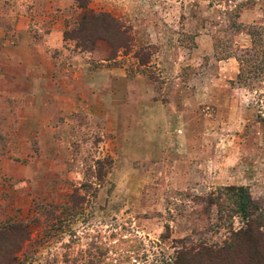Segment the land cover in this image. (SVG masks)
<instances>
[{
	"label": "rangeland",
	"instance_id": "1",
	"mask_svg": "<svg viewBox=\"0 0 264 264\" xmlns=\"http://www.w3.org/2000/svg\"><path fill=\"white\" fill-rule=\"evenodd\" d=\"M128 3L134 13L120 19L103 10L113 0H0V230L8 239L0 234V264H175L182 245L198 241L228 247L219 263L202 264H264V243L239 236L244 219L223 197L229 186H243L264 217V69L227 89L219 80L228 100L202 102L171 135L147 134L144 111L135 118L109 109L97 84L54 79L73 51H92L100 40L87 58L91 72L99 57L120 56L140 74L139 88L159 81L146 65L165 54L147 44L141 20L160 6ZM170 5L182 24L188 15L190 25L214 26L218 57H243L249 31L264 36V0ZM103 12L117 24L92 19ZM56 23L62 44L50 48L45 34ZM191 54L215 73L209 55L182 52L185 60Z\"/></svg>",
	"mask_w": 264,
	"mask_h": 264
},
{
	"label": "crops",
	"instance_id": "2",
	"mask_svg": "<svg viewBox=\"0 0 264 264\" xmlns=\"http://www.w3.org/2000/svg\"><path fill=\"white\" fill-rule=\"evenodd\" d=\"M113 1L115 4H109L103 10L112 12L120 19L132 17L134 7L128 3L129 0ZM156 3L160 6L161 13H152L147 19L141 21L145 22L144 38L147 39V44L160 46L165 54L162 61L152 60L146 65V68L151 67L156 70L159 81L149 80L139 88L137 80L140 74H132L126 64L119 62L120 56L111 60L105 56L99 57L101 62L97 63L96 70L91 72L92 66L87 58L104 44L100 40L96 42L92 51H73L71 62L65 65V74L56 73L54 79L58 81L59 78L65 77L67 84L70 85L76 84L80 78L85 79L89 85L97 84L101 87L100 92L103 91V94L98 89L95 94L103 96L104 100L108 101L109 109L124 110L135 118L139 117V112L144 111L147 134L171 135L178 128L180 129L181 124H184L185 128V119L198 115L197 110L202 102L214 104L228 100L226 96L221 95V89L217 87V84L219 80H222L223 87L227 89V84L236 79L239 66L233 56L223 58L217 56L214 26L207 25L206 21L205 25L201 26L194 19L193 24L190 25L188 22L191 16L188 15L183 25L172 17L171 0H156ZM132 21L133 26L136 27L135 20ZM174 22H176L175 25ZM160 23H162V29ZM141 32L136 33L137 40L143 37ZM186 34L191 35L195 43L191 47L186 46L182 39ZM45 37V43L50 48L61 46L62 28L60 24L53 25L46 32ZM166 38H171L172 48L166 47ZM183 50H189L194 54L198 52L209 55L210 60H215V73H207L209 63L202 66L197 61L193 62L203 58V55L196 58L191 54V58L185 60L182 55ZM184 69H188V73L182 75ZM199 76L207 77L210 81L203 82L198 78ZM158 118L162 119L161 123L157 120Z\"/></svg>",
	"mask_w": 264,
	"mask_h": 264
},
{
	"label": "trees",
	"instance_id": "3",
	"mask_svg": "<svg viewBox=\"0 0 264 264\" xmlns=\"http://www.w3.org/2000/svg\"><path fill=\"white\" fill-rule=\"evenodd\" d=\"M100 17L113 22L114 25L117 24L106 12L92 15V19H98ZM248 34L250 35L252 42L250 48L245 49L243 57L236 56L239 66L236 77L237 81H249L251 76H255L254 74L256 72L262 73L261 70L264 69V66L259 67V65H262L260 63L263 62L264 57V36H261L260 33L252 31H249ZM226 190L227 193L223 197L226 199L225 201H227V203L231 204L230 208L226 205L227 209L234 214L240 215L244 219L245 228L239 232V236L249 238L251 242L256 240L260 243H264V239H261L260 237L264 234V217L261 214L260 208L255 205L254 201L250 197L246 188L243 186H229ZM3 228L0 230V234L3 235L2 239L5 237V240H8L4 235L5 230ZM3 244L4 242H1L0 250L2 249ZM226 248H228L226 245L213 246L211 244H207L205 241H198L196 243L190 242L189 244L182 245L181 249L177 252L174 263L202 264V261L207 263H219L222 261L221 257L226 255ZM11 254L12 251L9 253L10 263L15 260V256ZM223 258H225V256ZM192 260L193 262H190ZM194 260H198V262H195Z\"/></svg>",
	"mask_w": 264,
	"mask_h": 264
}]
</instances>
